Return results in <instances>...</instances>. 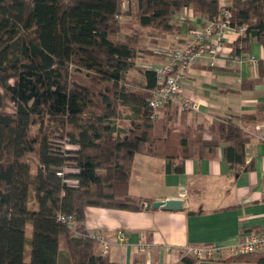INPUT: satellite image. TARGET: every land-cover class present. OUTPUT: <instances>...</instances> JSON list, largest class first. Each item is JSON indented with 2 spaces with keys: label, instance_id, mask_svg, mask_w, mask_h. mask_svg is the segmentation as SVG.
Listing matches in <instances>:
<instances>
[{
  "label": "trees",
  "instance_id": "trees-1",
  "mask_svg": "<svg viewBox=\"0 0 264 264\" xmlns=\"http://www.w3.org/2000/svg\"><path fill=\"white\" fill-rule=\"evenodd\" d=\"M224 5L233 10L234 27L246 25L231 54H248L252 40L264 46V0H0V264H58L61 237L69 264H117L87 230L85 210L142 208L145 199L129 191L137 153L165 158L168 170L180 173L187 158H215L223 147L236 174L253 167L246 163L251 135L243 124L264 120V102L238 121L218 118L206 138L187 111L180 125L177 109L153 118L149 98L157 74L141 65L163 61L141 43L145 34L178 35L176 18L184 9L207 24ZM133 8L139 28L119 37L121 18ZM261 71L242 89L264 78ZM65 167L78 171L63 178L57 171ZM60 213L75 215V227L59 220ZM225 260L264 263V250ZM198 261L183 251L170 264Z\"/></svg>",
  "mask_w": 264,
  "mask_h": 264
},
{
  "label": "crops",
  "instance_id": "crops-1",
  "mask_svg": "<svg viewBox=\"0 0 264 264\" xmlns=\"http://www.w3.org/2000/svg\"><path fill=\"white\" fill-rule=\"evenodd\" d=\"M231 1L223 0L224 3ZM176 23L180 26L178 35L148 33L141 43L149 47H182L190 27H202L206 20L186 8L177 16ZM152 37H157L161 44L150 43ZM238 37L235 31H229L218 59L202 56L186 70L193 81L187 93L194 95L197 106L184 111L189 115V122L204 126L206 138L212 136L209 127L218 118L238 121V116L256 110L257 105L264 102V78L253 88L242 89L243 81L260 76L264 68V46L254 40L251 42L249 54L257 57L256 63L234 61L231 44ZM160 62L148 60L141 65ZM166 108L178 110L175 118L180 125L182 109L179 105L162 107L159 117L162 118ZM261 121L264 120L243 124L251 135L245 146L246 163H252L253 167L239 174L230 168L223 147L215 158H187L184 171L180 173L168 170L165 158L136 154L130 194L150 202L181 197L185 205L180 210L145 209L143 205L139 210L88 206L85 210L87 230L101 232L111 241L106 257L117 264H170L178 260L179 253L188 246L235 243L247 235L264 231V139L255 132ZM120 234L124 235V240L119 238ZM30 239L26 237V244H30ZM60 253L58 264H69L66 249ZM197 264L264 263L214 259L200 260Z\"/></svg>",
  "mask_w": 264,
  "mask_h": 264
},
{
  "label": "built area",
  "instance_id": "built-area-1",
  "mask_svg": "<svg viewBox=\"0 0 264 264\" xmlns=\"http://www.w3.org/2000/svg\"><path fill=\"white\" fill-rule=\"evenodd\" d=\"M232 18L233 10L224 5L217 20L210 21L202 27L189 30L184 46L151 47L163 57V61L158 64H145L146 67L156 72L159 83V86L149 98V106L155 110L153 118L157 119L159 117V111L162 107L172 104H178L182 110L192 109L197 106V100L194 95L187 93V87L193 84V81L187 75L186 70L196 59L202 56L207 55L211 59H218L220 49L226 42L229 31H235L238 35H242L246 31L245 24L238 28L234 27L231 23ZM231 56L234 61L248 60L254 63L257 62V57L249 53L231 54ZM255 132L264 139V121L258 122ZM66 144L69 145L68 143ZM77 171L76 168L65 167L57 171V174L64 178L65 173ZM65 181L71 186L77 185V180L75 179L65 178ZM144 205L143 203V207ZM58 219L72 227H75L77 223V218L73 214L60 213ZM90 235L100 243L102 255L108 256L111 241L101 232H92ZM119 238L124 240L125 237L120 234ZM263 250L264 231L247 235L243 240L235 243L188 246L186 251L200 260H214Z\"/></svg>",
  "mask_w": 264,
  "mask_h": 264
},
{
  "label": "rangeland",
  "instance_id": "rangeland-1",
  "mask_svg": "<svg viewBox=\"0 0 264 264\" xmlns=\"http://www.w3.org/2000/svg\"><path fill=\"white\" fill-rule=\"evenodd\" d=\"M121 22H122V30L119 34V37H124L127 33L132 32L133 29L135 28H139V21H138V17H137V13H136V9L133 8V13L128 15V16H123L121 18ZM147 35V34H145ZM144 39V37H143ZM156 44H161L156 42ZM75 76H77L78 79L83 80L84 79V75L82 73H77L75 72L74 74ZM37 128H35L33 126V130L32 131H36ZM138 155H141V153H137ZM32 157H35L34 154H31ZM32 235V224L31 222L28 223L27 228H26V237H31ZM66 249V242L64 240L63 237H61L60 239V250L63 251ZM30 254V245L27 243L25 245V255L26 258L29 257ZM61 256V253H60Z\"/></svg>",
  "mask_w": 264,
  "mask_h": 264
},
{
  "label": "water",
  "instance_id": "water-1",
  "mask_svg": "<svg viewBox=\"0 0 264 264\" xmlns=\"http://www.w3.org/2000/svg\"><path fill=\"white\" fill-rule=\"evenodd\" d=\"M145 209H164V210H180L184 207V200L181 197L168 198L162 200H155L153 202L146 201L144 202Z\"/></svg>",
  "mask_w": 264,
  "mask_h": 264
}]
</instances>
